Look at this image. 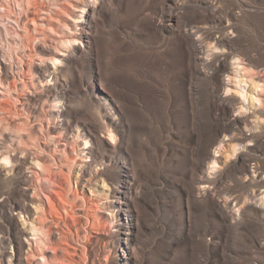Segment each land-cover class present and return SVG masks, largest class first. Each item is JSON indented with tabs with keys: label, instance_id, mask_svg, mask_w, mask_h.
<instances>
[{
	"label": "rangeland",
	"instance_id": "rangeland-1",
	"mask_svg": "<svg viewBox=\"0 0 264 264\" xmlns=\"http://www.w3.org/2000/svg\"><path fill=\"white\" fill-rule=\"evenodd\" d=\"M94 19L91 49L73 58L57 83L65 96L52 111H63L57 123L64 129L45 141L53 148L77 125L93 123V166L121 190L110 223L92 229L85 260L264 264V216L253 205L229 226L218 206L264 190V101L236 94L222 100L223 76L213 71L226 63L248 96L262 77L255 90L264 100V0H112ZM188 29L208 49L206 75L181 36ZM40 119L30 123L40 133L42 122L54 125ZM4 133L8 147L19 146L16 134ZM214 150L217 168L208 178L203 171ZM4 179L0 201L9 192ZM205 183L211 192L202 197L196 189ZM0 224H7L2 211Z\"/></svg>",
	"mask_w": 264,
	"mask_h": 264
},
{
	"label": "bare ground",
	"instance_id": "bare-ground-1",
	"mask_svg": "<svg viewBox=\"0 0 264 264\" xmlns=\"http://www.w3.org/2000/svg\"><path fill=\"white\" fill-rule=\"evenodd\" d=\"M110 1L0 0V175L9 185L6 198L0 201V211L7 219L6 226L0 224V264H100L83 257L86 242L100 221L110 223L121 206L117 198L121 190L110 188L105 175L93 166L95 152L89 148L99 142L97 127L77 125L76 134L64 138V143L59 140L53 148L45 141L51 133L61 136L64 129L57 123L63 111H52L65 96L57 91L59 76L73 58L91 49L93 20ZM181 36L202 66L198 74L206 75L203 69L209 55L201 36L192 29L182 31ZM213 71L216 77L223 76L219 80L222 100L236 94L245 101H264L255 90L262 77L256 82L250 79L256 87L248 96L242 85L245 81L230 77L232 69L226 63L221 71ZM41 117L54 124L42 122L43 133L30 124ZM4 131L16 134L19 146L8 147L10 135ZM32 145L34 153H30ZM218 151L208 154L203 171L208 178L216 171ZM196 190L202 197L211 192L206 183ZM253 205L264 216V190H254L244 201L226 199L218 206L230 226ZM122 226L119 222L118 232ZM123 244L118 246L121 259L128 254Z\"/></svg>",
	"mask_w": 264,
	"mask_h": 264
}]
</instances>
